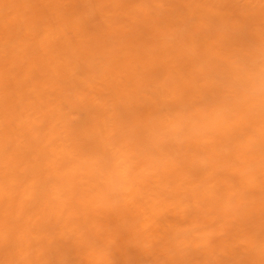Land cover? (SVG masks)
<instances>
[{"label": "bare ground", "instance_id": "bare-ground-1", "mask_svg": "<svg viewBox=\"0 0 264 264\" xmlns=\"http://www.w3.org/2000/svg\"><path fill=\"white\" fill-rule=\"evenodd\" d=\"M0 264H264V0H0Z\"/></svg>", "mask_w": 264, "mask_h": 264}]
</instances>
